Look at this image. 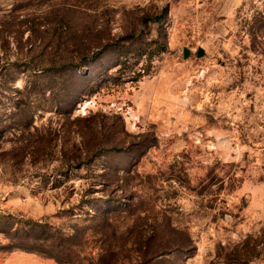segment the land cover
<instances>
[{
    "label": "rangeland",
    "instance_id": "rangeland-1",
    "mask_svg": "<svg viewBox=\"0 0 264 264\" xmlns=\"http://www.w3.org/2000/svg\"><path fill=\"white\" fill-rule=\"evenodd\" d=\"M13 253L264 264V0H0Z\"/></svg>",
    "mask_w": 264,
    "mask_h": 264
},
{
    "label": "trees",
    "instance_id": "trees-1",
    "mask_svg": "<svg viewBox=\"0 0 264 264\" xmlns=\"http://www.w3.org/2000/svg\"><path fill=\"white\" fill-rule=\"evenodd\" d=\"M166 13V11L165 10H163L162 12H161V14H160V16L161 15H163L164 16V14ZM149 16H147V15H145L143 18H142V21H143V23H147L151 18H148ZM155 18V20L156 19H158V17L159 16H154ZM152 20V19H151ZM139 55V54H138ZM136 62H137V59L136 60H134V62H132V63H129V64H126L125 65V67H123L124 69H125V72L124 73H126V75L128 76V77H131L130 75H139V70H140V68H138V67H136L135 65H136ZM123 63H124V61H123ZM146 68V67H145ZM143 70H145L144 68H142ZM111 209H105V210H103L102 211V216H106V214L110 211Z\"/></svg>",
    "mask_w": 264,
    "mask_h": 264
},
{
    "label": "crops",
    "instance_id": "crops-1",
    "mask_svg": "<svg viewBox=\"0 0 264 264\" xmlns=\"http://www.w3.org/2000/svg\"><path fill=\"white\" fill-rule=\"evenodd\" d=\"M27 255V256H26ZM10 257L13 256L15 257V259L13 260L15 262V264H19L20 261H23L25 259V257H32L34 255H28L26 253H13L11 255H9ZM37 258V257H36ZM34 259V258H33ZM32 259V260H33ZM36 261V264H39V261H37V259H34Z\"/></svg>",
    "mask_w": 264,
    "mask_h": 264
},
{
    "label": "water",
    "instance_id": "water-1",
    "mask_svg": "<svg viewBox=\"0 0 264 264\" xmlns=\"http://www.w3.org/2000/svg\"><path fill=\"white\" fill-rule=\"evenodd\" d=\"M187 55V52L186 51H184V56H186Z\"/></svg>",
    "mask_w": 264,
    "mask_h": 264
}]
</instances>
